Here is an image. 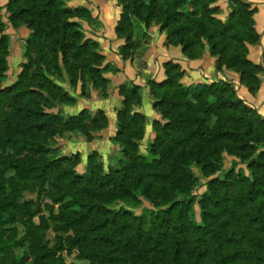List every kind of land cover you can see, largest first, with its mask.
I'll use <instances>...</instances> for the list:
<instances>
[{
	"label": "trees",
	"instance_id": "obj_1",
	"mask_svg": "<svg viewBox=\"0 0 264 264\" xmlns=\"http://www.w3.org/2000/svg\"><path fill=\"white\" fill-rule=\"evenodd\" d=\"M120 1L123 60L134 46L135 26L154 22L167 45L180 46L189 60L209 53L218 72L224 67L241 74V84L251 93L258 90L255 73L263 70L247 58V45L258 41L250 4L232 0L222 22L217 0ZM1 12L0 264H68L58 255L65 249L88 264H264V119L229 84L186 85L180 66L165 63L166 80L146 83L162 120L152 124L155 139L146 155L139 154L146 118L134 112L141 90L121 86L116 142L125 162L105 170L93 153L80 175L48 139L81 131L90 142L100 126L84 123L85 111L68 119L48 111L75 102L56 85L64 74L83 97L87 86L103 95L109 83L104 73L117 71L76 22L90 21V14L71 10L66 0H9L8 23L30 31L24 55L33 59L15 84L3 87L8 44ZM226 156L233 159L223 171ZM194 167L214 176L198 200ZM28 192L58 206L57 214L48 207L49 220L41 217L35 225L36 211L24 200ZM144 203L151 207L139 210ZM49 221L54 232L73 238L57 237V246L49 247ZM14 224L25 229L18 242L16 233L7 235Z\"/></svg>",
	"mask_w": 264,
	"mask_h": 264
},
{
	"label": "crops",
	"instance_id": "obj_2",
	"mask_svg": "<svg viewBox=\"0 0 264 264\" xmlns=\"http://www.w3.org/2000/svg\"><path fill=\"white\" fill-rule=\"evenodd\" d=\"M232 0H217L216 6L219 9L218 18L225 22L229 14V4ZM241 1V0H238ZM251 5L255 10L253 15L254 29L258 34V41L249 48V60L264 69V0H242ZM8 0H0V7L4 6ZM68 6L78 9H86L91 16L89 22L84 20L76 21L87 40L97 42L100 53L105 57V64L117 71H106L104 78L108 80V86L104 97H98L97 92L92 99H79L78 112L87 109L91 114L101 111L106 117L108 126L103 132L96 136L93 143H86L91 152L102 153L106 148H115L113 138L118 128L117 113L123 109L122 97L119 95L121 86L129 88L139 87L142 99L140 104L134 107V112L146 118L144 138L139 142L140 145H149L153 142L155 135L152 124L157 121L162 124L161 116L153 109L154 100L151 97L148 81L161 84L166 80L164 65L173 62L180 66L184 75L181 82L186 85H196L201 83H219L229 81L232 83L238 97L250 108L264 118V75L261 78V87L256 96L240 85L237 74L221 75L216 70V58L209 53L199 59L189 60L182 52L180 46L167 45L166 35L158 26L150 25L148 29L142 28L147 34L148 40H136L129 56L124 60L118 53L119 49L125 45V39L117 33V24L120 21V8L117 0H68ZM140 29V28H139ZM14 34L25 39L30 31L26 27L20 28ZM12 60V56L10 57ZM23 61V59H22ZM93 145V146H92ZM110 147V148H109ZM81 150L78 153L81 158ZM86 164H80L79 174H84Z\"/></svg>",
	"mask_w": 264,
	"mask_h": 264
},
{
	"label": "rangeland",
	"instance_id": "obj_3",
	"mask_svg": "<svg viewBox=\"0 0 264 264\" xmlns=\"http://www.w3.org/2000/svg\"><path fill=\"white\" fill-rule=\"evenodd\" d=\"M66 1L68 3V0H66ZM117 3H118V6L120 8V13H121L120 19H121L122 16L124 15V4L120 0H117ZM5 5L0 7L2 9L1 14H2V18H3V22L6 24V31H5L4 35L6 36V40H7V44H8V57H7L8 71L6 73V79L3 81L4 82L3 87L4 86L11 87L13 84H15V82L18 80L19 76L23 72V66L28 64L29 59H33V57H32L33 55H27V58L24 55L25 39L22 40L14 34V32L19 30L20 28L17 30H13L11 28V26L9 25L8 20H7V16L5 15V12H4ZM69 8L71 10L76 9V8L73 9L72 7H69ZM254 12H255V10H254ZM76 15L78 18V14H76ZM90 20H91V16H90ZM137 21H139V20H137ZM87 22H89V21H87ZM139 22H137V23H139ZM150 25L158 26L154 22H151ZM150 25L147 28H145L142 23L138 25L139 27L135 26V30L137 32L134 33L133 37H135L136 40H138V39H140L141 41H143L145 39L148 40L147 34H145L146 31L143 32L141 27H144V29H148L150 27ZM21 28H23V27H21ZM133 44L135 45L134 42H133ZM253 45H255V43L251 44V45H247L248 46V55H247L248 60H249V54H250L249 48L252 47ZM122 48L123 47H121L119 49V51H118L119 54L121 53ZM130 51L131 50L127 51L128 53H126V55H125L126 57L129 56ZM11 56H12V60L14 62H12L10 60ZM22 59H23V61H22ZM252 64L262 68L261 65H257L254 63H252ZM262 70H263V73H259V72L255 73L256 76L258 77V80H259L258 90L255 91V93H251L248 90V88H246L243 84L240 83V85L245 87L250 92V94H252L253 96H256L257 92L259 91V89L261 87V78L264 75V69L262 68ZM219 73L221 75H224L225 73L234 74L235 72L231 71V70H227L223 67L222 71H219ZM235 74H237V73H235ZM238 78H239V75H238ZM240 79H241V74H240L239 82H240ZM222 83H227L232 87V83H230L227 80L223 81ZM56 85L60 86V88L62 87V89L67 94L74 97L75 102H74V104H71L70 102L67 104V102L65 101V104L63 106H60L58 109H51L48 112H52V113L56 114L58 117H61L63 119H68L69 117L78 116L81 112L85 111L86 113H85L84 123H86L91 128H94L96 126H100V129H98L96 131H92L91 136H93V139L90 142H88L86 137L83 136V134H82L83 132L81 133V131H65V132H62L60 134L55 135L52 139L49 138L48 142L50 144H52L54 146V148L56 149V155L59 158H66L68 160H71L72 167L74 168V170L77 174H79V172H80V171H78L80 164H87L88 157L91 156L93 153L97 154V160H98L99 164H102L104 166L105 170H107L108 168H115V167L121 165L120 164L121 162H123V161L125 162L124 155L120 150V146L116 142L117 132H116L115 137L113 138L115 148L109 147L110 149L106 148L102 153H99L97 151L91 152L90 148L86 147V143H93L96 140V136H98V134H100L101 132H103L105 130V128H107L108 123H107L106 117L104 116V114L101 111H97L94 114H91L87 109H82L78 112V108L81 106V105L78 106V100L82 99V98L88 99V100L92 99L93 94L95 92H97L96 94L98 97H104L106 90H104V93L102 95V94H100L101 91L92 90L90 87L87 86L88 89L87 88L83 89V90H85V91L87 90V91L85 93V96L82 97L79 95L80 90L78 89V87L73 88L71 83H70V80L68 79L67 75H65V74L63 75V79H61L59 81L57 80ZM232 88L234 89V87H232ZM151 97H152V95H151ZM141 99H142V96H141ZM122 106H123V104H122ZM99 113L103 114L104 120L101 119ZM118 113H117V115H118ZM92 120H94L95 122H92ZM144 129H145V127H144ZM59 130L60 129H58L57 132H59ZM117 131H118V128H117ZM154 135H155V133H154ZM151 144L140 145L139 146V154L140 155H146L148 153V149H149V146ZM78 148H80V150H81V152H80L81 158H80V155L78 153ZM232 159H233L232 157L226 156L225 158H223V160H222L223 162H222L221 166H219L220 164H214V165L219 166L221 168V170L226 171V170H229L230 160H232ZM85 167H86V165H85ZM241 167H244V166L241 165ZM193 174L195 177V181L197 183L196 189L194 190L193 194H194L196 200H198L200 198L201 194L205 191L206 184L214 176L212 174H209V172H202L201 168H198V167L193 168ZM24 200L32 202V206H33L34 210L36 211V216L33 218V223L35 225H39V219L41 217L47 218V219L49 218L48 207H51L53 209L54 214H57V212H58V206H52L50 201L47 198L39 199L37 193H29V192L26 193L24 196ZM145 207L149 208L151 206H149L147 203H144L142 206H140L139 210H143ZM194 208H195V213H196V217H197L198 216V206L196 205ZM54 227H55V223L53 221H49V229L44 233V242L49 247L57 246V237H61L63 239V241H65L69 237L73 238V235L71 234V232H69V233H56V232H54ZM7 230H8L7 235H9V236L12 233H16V238L14 239V240H16V242H18L19 239H21L23 236H25V229L22 227L21 224L9 225V226H7ZM64 246L68 247V244H64ZM24 248L28 250L29 245L28 244L25 245ZM13 250H14L15 254H20L21 250H20V248H18V246L13 245ZM58 255L64 259L65 263H68V264H70V263H72V264H88L87 262L81 261L77 258L78 254L75 250H72L71 252H69L67 249H65L61 252H58ZM32 261L33 260L30 259L27 264H32Z\"/></svg>",
	"mask_w": 264,
	"mask_h": 264
}]
</instances>
